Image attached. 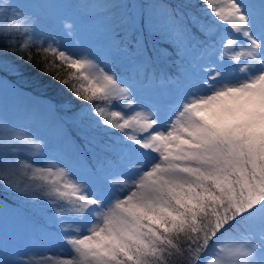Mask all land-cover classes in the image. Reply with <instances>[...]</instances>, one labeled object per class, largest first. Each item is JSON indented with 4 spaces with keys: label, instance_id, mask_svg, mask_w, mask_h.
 Returning <instances> with one entry per match:
<instances>
[{
    "label": "snow or ice",
    "instance_id": "snow-or-ice-1",
    "mask_svg": "<svg viewBox=\"0 0 264 264\" xmlns=\"http://www.w3.org/2000/svg\"><path fill=\"white\" fill-rule=\"evenodd\" d=\"M24 225L37 264H264V0H0V264Z\"/></svg>",
    "mask_w": 264,
    "mask_h": 264
},
{
    "label": "trees",
    "instance_id": "trees-1",
    "mask_svg": "<svg viewBox=\"0 0 264 264\" xmlns=\"http://www.w3.org/2000/svg\"><path fill=\"white\" fill-rule=\"evenodd\" d=\"M171 3H184L185 0H170ZM9 60H13L17 65L21 79L27 80L31 87L37 91L43 92L44 95L51 97L56 102L70 101L73 105H76L77 108L80 105V101L73 98V96L65 91V88L61 84L57 83L51 78L50 75H43V63H38L37 61H42V57H37L33 60L32 64H26L22 60L15 59L14 56H9ZM51 60V57H49ZM53 72L56 70L53 69ZM66 70L60 72V76H63L64 79H68L65 74ZM73 83H75L73 81ZM47 207V206H44ZM50 211V210H49ZM36 261H40L44 256L41 254H35Z\"/></svg>",
    "mask_w": 264,
    "mask_h": 264
},
{
    "label": "rangeland",
    "instance_id": "rangeland-1",
    "mask_svg": "<svg viewBox=\"0 0 264 264\" xmlns=\"http://www.w3.org/2000/svg\"><path fill=\"white\" fill-rule=\"evenodd\" d=\"M99 3H104L105 0H97ZM61 19H69L72 20L74 24H78L79 21L71 8H66L61 10L55 18L51 21L56 30L60 31V20ZM33 217L36 222H42L41 210L37 209L35 213H33ZM69 230L71 229V225L68 226ZM27 235V225L22 226L21 238L12 242L11 247L16 252L17 256L21 261H29L30 264H37L38 261L35 259V254H42L44 257L53 256V254H59V249L61 245H29L24 242V237ZM64 254L68 253L67 246H63ZM43 257V258H44Z\"/></svg>",
    "mask_w": 264,
    "mask_h": 264
}]
</instances>
